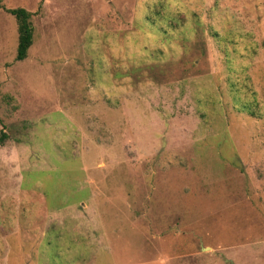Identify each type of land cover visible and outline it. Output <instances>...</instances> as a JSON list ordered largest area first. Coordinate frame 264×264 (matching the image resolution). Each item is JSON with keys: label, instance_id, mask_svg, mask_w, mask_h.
Wrapping results in <instances>:
<instances>
[{"label": "rangeland", "instance_id": "1", "mask_svg": "<svg viewBox=\"0 0 264 264\" xmlns=\"http://www.w3.org/2000/svg\"><path fill=\"white\" fill-rule=\"evenodd\" d=\"M0 6V264H264V0Z\"/></svg>", "mask_w": 264, "mask_h": 264}, {"label": "trees", "instance_id": "2", "mask_svg": "<svg viewBox=\"0 0 264 264\" xmlns=\"http://www.w3.org/2000/svg\"><path fill=\"white\" fill-rule=\"evenodd\" d=\"M3 8L2 6H0ZM7 13L12 15L15 18L17 25V47H16V60L23 61L27 58V53L29 48L33 43V34L34 29L31 22L32 14L23 8H15V9H5ZM249 93L251 94V101L247 99H243L240 102V106L242 110H246L251 116L255 115L254 109L255 107L252 103L255 101L254 91L249 89ZM7 139V135L4 132L0 134V145Z\"/></svg>", "mask_w": 264, "mask_h": 264}, {"label": "water", "instance_id": "3", "mask_svg": "<svg viewBox=\"0 0 264 264\" xmlns=\"http://www.w3.org/2000/svg\"><path fill=\"white\" fill-rule=\"evenodd\" d=\"M229 264H233L231 261H227Z\"/></svg>", "mask_w": 264, "mask_h": 264}]
</instances>
